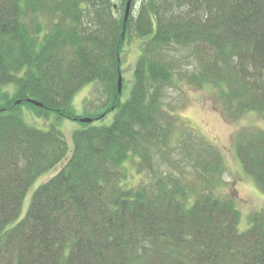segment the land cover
Listing matches in <instances>:
<instances>
[{"label": "trees", "instance_id": "16d2710c", "mask_svg": "<svg viewBox=\"0 0 264 264\" xmlns=\"http://www.w3.org/2000/svg\"><path fill=\"white\" fill-rule=\"evenodd\" d=\"M126 1L0 0V264H264V209L241 231L234 200L153 169L172 131L163 106L177 69L220 88L228 108L264 114V0H132L125 20ZM132 33L145 41L122 100ZM88 83L106 98L82 122L73 100ZM26 104L39 118L78 121L72 142L54 123H28ZM109 112L112 122L96 123ZM180 149L203 180L222 173L221 150L195 132ZM236 149L264 192V131H241ZM134 156L150 181L127 184Z\"/></svg>", "mask_w": 264, "mask_h": 264}, {"label": "rangeland", "instance_id": "374dc122", "mask_svg": "<svg viewBox=\"0 0 264 264\" xmlns=\"http://www.w3.org/2000/svg\"><path fill=\"white\" fill-rule=\"evenodd\" d=\"M136 7L137 5L135 9ZM144 41L145 39L132 33L124 43L121 55L123 61L122 100L130 95L135 64L142 52ZM186 53L181 52L180 55L185 56ZM188 60L190 61V59ZM189 61H185L183 64V72H186L184 71L186 69H193L188 63ZM179 72L180 69H177L174 75V83L167 91L163 106L167 120L172 123V131L168 142L156 150L153 169L157 173L184 174L183 176L190 186L198 187L199 180L204 181V185L199 187L200 190L208 189L210 186L216 195L234 200L240 211L239 230L243 231L250 225V215L255 211L264 209V192L255 178L245 171L237 154L236 139L243 130L264 131V114L257 111L238 113L233 107L228 108L226 106L220 88L211 84L204 86L191 85ZM5 88L11 95L16 90L14 85ZM105 98L106 95L100 83H88L76 92L73 103L76 112L84 117L85 114L90 112H100V106ZM29 107L27 104L22 106L23 115L28 123L43 129L49 128L54 123L63 131L68 142H72L73 131L80 126L78 121L67 118L58 120L55 115H50L48 118H39ZM113 118L114 112H109L103 119L97 120L96 123H110ZM184 131H187V134ZM191 131L206 141L212 142L221 150L224 160L221 174L205 175L203 180L201 169L193 164V160L184 158L180 147L183 139L188 137V132ZM138 162L139 158L137 156L126 162L125 168L128 171L126 181L128 185H138L151 180V170H138ZM58 169L59 166L44 172L34 181L23 199L18 218L10 225H13L26 214L34 190ZM212 178L215 180H212ZM212 181H214L213 185L211 184Z\"/></svg>", "mask_w": 264, "mask_h": 264}, {"label": "water", "instance_id": "95a60500", "mask_svg": "<svg viewBox=\"0 0 264 264\" xmlns=\"http://www.w3.org/2000/svg\"><path fill=\"white\" fill-rule=\"evenodd\" d=\"M131 3H132V0H128L127 3H126L125 20L128 18L129 14H130ZM122 83H123V77H122V74L120 73L119 77H118V90H119V92L122 91ZM29 101L34 103V104H36V105H40V106L42 105L41 102H38V101L33 100V99H29ZM79 120L82 121V122H91L92 118L88 117V116H85V117H80Z\"/></svg>", "mask_w": 264, "mask_h": 264}]
</instances>
